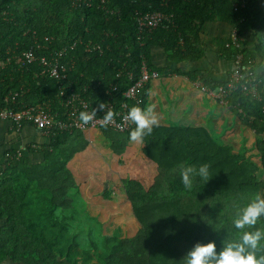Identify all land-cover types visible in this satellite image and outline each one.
<instances>
[{
	"label": "trees",
	"instance_id": "trees-1",
	"mask_svg": "<svg viewBox=\"0 0 264 264\" xmlns=\"http://www.w3.org/2000/svg\"><path fill=\"white\" fill-rule=\"evenodd\" d=\"M242 1L245 6L234 11V5ZM155 12L172 16V24L139 34L136 17ZM211 21L229 23L242 39L251 31L258 41L254 52L240 51L242 64L251 75L240 80L227 104L221 105L252 133L247 145L254 155L247 151L237 154L238 148L216 141L203 129H153L145 139V156L154 160L158 170L156 187L152 189V183L143 187V178L128 179L99 198L109 202L113 190L122 193L127 209L121 213L134 221L135 234L125 239L102 229L97 245L93 239L81 243L79 227L76 231L77 226L63 221L66 216L56 214L72 209L67 192L73 179L67 165L76 151L91 143V132L86 135L74 129L50 135L48 144L38 151L42 160L33 163L21 155L7 160L0 170V262L185 264L187 253L197 243L215 242L219 253L225 242L238 239L239 230L233 225L238 210L254 195L264 197V13L258 0H92L89 6L78 8L72 6V0H0V108L20 111L46 104L59 119L66 118L61 94H77L91 109L99 103L122 102L142 60L156 71L150 63L153 45L162 46L177 63L198 60L202 51L195 41L203 25ZM225 44L221 57L233 61L235 50ZM29 49L48 59L61 52L57 62L65 66L66 79L57 82L50 78L38 62H20L22 52ZM257 55L260 63L255 65ZM193 76H199L201 84H215L204 73ZM193 82L192 88L200 91ZM149 83L140 96L141 104L131 103L130 108H146ZM244 84L253 86L256 96L242 91ZM97 115L103 116L102 112ZM134 128L126 132L108 126L94 130L115 134L109 138L111 148L122 152ZM157 131L161 134L156 136ZM205 163L210 166L209 179L194 176L192 189H185L181 166L198 169ZM256 227L264 229V217Z\"/></svg>",
	"mask_w": 264,
	"mask_h": 264
},
{
	"label": "crops",
	"instance_id": "crops-1",
	"mask_svg": "<svg viewBox=\"0 0 264 264\" xmlns=\"http://www.w3.org/2000/svg\"><path fill=\"white\" fill-rule=\"evenodd\" d=\"M258 6L261 12L264 13V0H258ZM232 28L229 23L223 21L206 22L198 34L197 41H195L197 47L202 51L201 58L196 61L187 60L177 63L162 46H151L150 63L158 71V78H161V84H158L157 78L150 81L147 87L146 107L150 104L155 105V110L160 116V126L153 129L187 126L194 129H203V131L206 130L208 134H211L210 130L219 129L218 125H221L226 118L233 121L234 116L228 107H223L209 99L204 94H201L200 91L192 88L190 84L195 80L201 81L199 76L196 78L193 76L198 73H204L209 80L217 84L216 86L225 84L234 69V63L221 57V54L223 43H227L229 40ZM257 45L258 41L254 37L253 32H247L241 44L242 49L247 52H254ZM255 60V65L260 63L258 55ZM192 76L193 79L191 78ZM213 85L207 86L213 87ZM208 118L210 121H214L215 125L210 124L209 126L205 124ZM179 119L182 121L179 122ZM185 119H187V123H182ZM242 126L238 121L233 128L234 133L230 131V135L235 136L237 131H240L239 127L242 128ZM244 129L245 136L247 137L248 134V136L252 137L250 130L245 127ZM159 134H161V131L156 132V136ZM146 137L150 138V136ZM145 139L144 143L140 145V149L143 152L147 146ZM48 141L47 135L31 125H24L18 130L10 122L0 121V170L6 165V154L8 152L18 151L22 156L29 157L33 163L39 162L42 160V155L38 151L41 150L42 146L47 145ZM29 150H33L35 153L29 154ZM128 159L131 160L133 167L136 164L137 169H140L138 162L130 159V155H128ZM97 206L95 204V209L101 210V212L106 209L105 207L103 209ZM123 218L130 220L131 217L129 214H125ZM130 221L135 225L132 218ZM100 222L101 220L99 219ZM133 225L130 228H133ZM1 226L2 222H0ZM89 227L91 228L89 232L87 231L88 227L85 226L84 228V233H87V239H93V241L97 242V245H100L99 237L96 235L97 226L90 225ZM135 230L130 231L133 236ZM100 234L102 235V233ZM101 235L100 238H102ZM120 236L127 239L123 234ZM0 264L12 263L5 259Z\"/></svg>",
	"mask_w": 264,
	"mask_h": 264
},
{
	"label": "rangeland",
	"instance_id": "rangeland-1",
	"mask_svg": "<svg viewBox=\"0 0 264 264\" xmlns=\"http://www.w3.org/2000/svg\"><path fill=\"white\" fill-rule=\"evenodd\" d=\"M156 81L161 84V78ZM181 121L179 119V122ZM186 121L187 119L183 120L182 123H187ZM236 123L238 121L235 118H233V121L226 118L221 125H218L219 129L210 130V133L216 141L238 148L237 154L247 151L249 156H253L254 151L250 150L249 147L251 145H247L248 142L252 141V137L248 134L247 137L245 136L243 126L242 128L239 127L240 131H237L235 136L230 135V131L234 133L233 128ZM205 124L210 126V124L215 125V122L210 121L208 118ZM113 136L115 134L102 132L101 130L91 131L89 134L91 143H87L84 149L76 151L71 162L67 165V170L71 179H73L71 181L73 187L67 192L72 200V209L69 213L58 210L56 214L66 216L68 219L63 221L70 222L75 228L77 226L76 231L79 227L81 243L87 239V235L84 233L85 226H97L96 235H98L99 240L101 239L100 231L102 229H105L112 236L122 234L130 236L133 234L130 231L136 229V226L130 221L131 218L130 220L123 218L125 214L121 213L127 209L123 204L126 201L125 196L118 190H113V200L102 203L99 198L101 199V195L105 190L120 188L122 187L121 181L124 182L128 179L143 178L140 183L145 188L150 187L151 183L154 185L159 181L156 178L158 170L155 169V162L146 158L145 153L147 151L143 152L140 149L141 144L130 142L126 145L125 143L122 152L113 151L111 148L112 141L109 139ZM128 155L132 160L136 155L134 160L138 162L140 169H137L136 164H134L135 168L133 167ZM146 170H148L147 175L144 173ZM154 187L156 186L154 185L152 189ZM95 204L99 208H106L105 211L101 212V210L95 209ZM132 225L133 228H130ZM73 227L71 228L72 231Z\"/></svg>",
	"mask_w": 264,
	"mask_h": 264
},
{
	"label": "built area",
	"instance_id": "built-area-1",
	"mask_svg": "<svg viewBox=\"0 0 264 264\" xmlns=\"http://www.w3.org/2000/svg\"><path fill=\"white\" fill-rule=\"evenodd\" d=\"M91 1L92 0H72V6L74 8H78L82 5L89 6ZM103 2L104 0H102V3ZM244 6L245 2L242 1L240 5H234V11H237L238 8H243ZM135 21L139 34H143L145 32L149 34L161 26L167 28L166 25L172 24V16L165 15L162 12H155L152 14H146L144 16L138 15ZM241 43L242 38L239 35L237 29L233 27L225 47L227 49L233 48L235 50L233 57L234 69L225 82L226 85L209 87L205 84H201L199 81H194L192 83L203 93H206L213 99L219 100L220 105H226V99L229 97L232 90L235 89L236 85L239 84L240 80L251 75V73L248 72L246 67L242 64L244 57L242 53H240L242 50ZM34 54L35 53L32 49L24 51L22 52L19 61H25L28 64L38 62L41 67L47 69L50 78L57 82H62L66 79L65 66L59 65L57 62L58 58L61 56V52L55 54L50 59L45 56H37ZM157 78L158 73L156 71L150 70L146 61L142 60L139 66V72L134 78L133 84L129 86L122 95L123 101L120 103H106L108 104V107L114 113H116L114 121L108 125L109 128L117 132H126L134 127V124L125 122L123 117L128 113L131 103L134 105L141 104L140 96L145 86L147 83ZM241 88L242 91L247 92L252 96H256V89L253 86L244 84L241 86ZM113 90H116V88ZM61 95L64 100V108L66 109L65 119H59L56 115H53L49 106L45 104L24 108L20 111H14L8 107H2L0 108V121L10 122L18 130L24 125H31L48 137L57 133H63L67 131L70 132L74 129L88 135L97 127H102L100 121L102 120L105 113L102 112L103 116L97 115L93 121L89 122L87 125H84L83 122L79 120V113L82 111L90 113L93 109H91L89 104L85 100L81 99L77 94L71 93L66 96L63 94ZM105 111H107V109ZM20 157L21 153L18 151L15 153L8 152L6 154L7 160L19 159Z\"/></svg>",
	"mask_w": 264,
	"mask_h": 264
},
{
	"label": "clouds",
	"instance_id": "clouds-1",
	"mask_svg": "<svg viewBox=\"0 0 264 264\" xmlns=\"http://www.w3.org/2000/svg\"><path fill=\"white\" fill-rule=\"evenodd\" d=\"M97 112L105 113L100 121L101 126L107 127L114 121L116 113L106 103H99L98 107L93 108L90 113L80 112L79 120L87 125L94 120ZM123 120L135 125L134 130L130 132V142L137 144H143L145 137L152 134L153 128L160 126V116L155 110V105L151 104L144 109L138 106L131 107ZM209 168L207 163L200 165L198 169L195 166L182 165L180 176L183 187L191 190L194 176L208 180ZM261 217H264V197L256 194L246 206L238 210L237 217L233 221L234 227L239 230L238 239L225 242L219 253H217L215 242L197 243L187 253L185 264H264V254L258 255V253H264V229L256 227Z\"/></svg>",
	"mask_w": 264,
	"mask_h": 264
}]
</instances>
